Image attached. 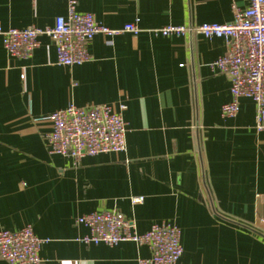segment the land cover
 <instances>
[{"label":"crops","instance_id":"crops-1","mask_svg":"<svg viewBox=\"0 0 264 264\" xmlns=\"http://www.w3.org/2000/svg\"><path fill=\"white\" fill-rule=\"evenodd\" d=\"M233 5L248 2L77 0L104 26L135 23L139 32L94 36L90 59L72 66L57 63L47 36L27 58L9 55L0 36V230L31 225L46 240L39 264H137L150 255L146 245L81 241L88 229L78 216L117 210L139 233L178 226V264H264V132L249 98L234 117L221 114L230 81L211 64L226 42L152 31L228 23ZM65 15V0H0L2 29L52 26ZM102 103L126 123L124 151L79 160L48 152L50 112Z\"/></svg>","mask_w":264,"mask_h":264},{"label":"built area","instance_id":"built-area-1","mask_svg":"<svg viewBox=\"0 0 264 264\" xmlns=\"http://www.w3.org/2000/svg\"><path fill=\"white\" fill-rule=\"evenodd\" d=\"M65 1L66 15L56 17L52 26L0 27L6 52L13 57L27 58L38 47V38L44 35L55 45L57 63L72 66L90 59L88 44L94 36L139 32L135 23H126L120 29L108 28L97 22L92 13L78 11L77 0ZM247 2L244 9L232 6L233 18L228 23H202L194 28L168 24L152 31L176 37L195 31L205 38H222L226 42V52L211 64L215 72L225 74L230 81L231 97L221 106V114L226 118L234 117L239 111L240 99L249 98L256 105L254 128L264 132V0ZM124 108L120 106L121 110ZM46 119L50 131L44 140L50 154L79 160L84 156L125 150L126 123L120 111L109 104L83 107L69 104L50 112ZM142 200V196L131 198L133 204ZM75 223L88 229L81 238L86 244L115 245L133 241L146 245L150 255L138 259L137 264H178L183 252L180 229L169 222L154 223L139 233L119 211L104 210L80 215ZM45 241L35 234L31 225L14 231L0 230V259L10 264H39V250Z\"/></svg>","mask_w":264,"mask_h":264}]
</instances>
